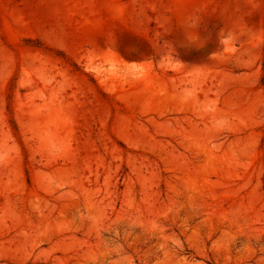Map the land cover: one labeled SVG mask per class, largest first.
<instances>
[{"label": "rangeland", "instance_id": "obj_1", "mask_svg": "<svg viewBox=\"0 0 264 264\" xmlns=\"http://www.w3.org/2000/svg\"><path fill=\"white\" fill-rule=\"evenodd\" d=\"M264 0H0V264H264Z\"/></svg>", "mask_w": 264, "mask_h": 264}, {"label": "trees", "instance_id": "obj_2", "mask_svg": "<svg viewBox=\"0 0 264 264\" xmlns=\"http://www.w3.org/2000/svg\"><path fill=\"white\" fill-rule=\"evenodd\" d=\"M261 85L264 88V75H263L262 80H261Z\"/></svg>", "mask_w": 264, "mask_h": 264}]
</instances>
